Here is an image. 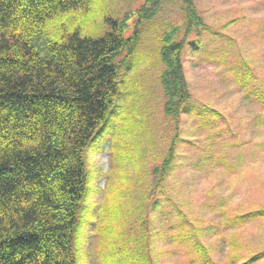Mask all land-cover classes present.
I'll use <instances>...</instances> for the list:
<instances>
[{"label":"rangeland","instance_id":"374dc122","mask_svg":"<svg viewBox=\"0 0 264 264\" xmlns=\"http://www.w3.org/2000/svg\"><path fill=\"white\" fill-rule=\"evenodd\" d=\"M195 5L210 27L190 35L183 56L191 109L197 110L181 118L182 140L166 187L186 213V226L199 228L212 257L224 262L235 239L243 256L264 250V218L242 226L227 223V212L264 206V0H195ZM115 20L125 38L137 31L138 39L122 62L115 105L88 151L89 188L75 241L80 264H139L141 238L148 242L138 218L146 213L143 191L177 134L164 113L160 53L171 28H181L179 38L185 31V0H90L49 19L46 37L61 41L79 32L100 38ZM162 204V214L173 212L167 224L161 216L156 223L163 233L154 244L162 251L160 262L191 264L192 253L168 234L170 228L177 231L172 221L179 208ZM254 264H264V257Z\"/></svg>","mask_w":264,"mask_h":264},{"label":"trees","instance_id":"16d2710c","mask_svg":"<svg viewBox=\"0 0 264 264\" xmlns=\"http://www.w3.org/2000/svg\"><path fill=\"white\" fill-rule=\"evenodd\" d=\"M89 1L0 0V264H80L75 241L89 188L88 151L115 105L122 62L138 39L137 31L125 38L116 20L100 38L79 32L66 33L61 41L46 37L49 19ZM185 9L183 35L178 37L181 28L176 26L162 39L164 113L175 123L177 134L163 160L153 165L151 183L143 191L148 197L146 213L138 218L148 242L145 246L141 238L135 262L163 264L158 257L162 251L158 253L154 244L163 234L156 228L158 217L167 224L173 212L168 208L162 214L164 200L167 207L179 208L172 226L180 232L170 228L168 234L192 253L191 264H254L264 257V250L243 256L236 239L227 260L214 259L201 230L186 226V213L167 191L166 180L182 140L181 118L197 110L191 109L184 52L192 33L210 28L195 0H185ZM195 114L205 119L201 111ZM259 218H264V206L227 212L231 227Z\"/></svg>","mask_w":264,"mask_h":264}]
</instances>
